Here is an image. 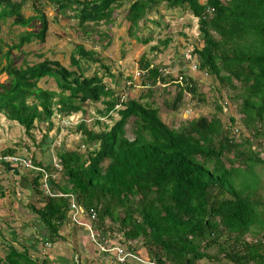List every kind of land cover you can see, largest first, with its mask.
Returning a JSON list of instances; mask_svg holds the SVG:
<instances>
[{"label":"trees","instance_id":"trees-1","mask_svg":"<svg viewBox=\"0 0 264 264\" xmlns=\"http://www.w3.org/2000/svg\"><path fill=\"white\" fill-rule=\"evenodd\" d=\"M28 1L0 0V28L7 19L22 28L39 24L36 31L22 34L19 44L5 54L7 63L1 72L7 81L0 84V116L22 128L38 150L46 144L49 157L45 163L25 141L0 150V179L5 174L8 181L13 178L10 184L16 187L11 192L15 188L30 192L24 207L32 215V222L24 223L19 233L20 249L10 244L0 264H51L48 254L39 259L31 252L52 251V246L66 240L61 232L70 225L71 237L81 240V232L101 264V256L120 263L114 252H100V245L121 247L133 256L123 264H264L260 142L264 140V0H50L60 13L71 14L85 32L91 23H115L110 8L125 3L129 4L125 19L137 32L151 21L149 15L160 3L169 10L186 11L197 21L200 42H192L197 73L192 75L187 63L181 67L182 55H175L176 71L162 77V64L154 66L143 55L139 68L146 89L137 97L129 95L133 74L122 77L118 73L121 84L110 77L109 85L97 73L85 75L83 61L97 62L104 75H110V70L99 53L79 44L69 55L75 70L50 60L16 66L13 49L21 50L32 42L44 44L48 37L44 6L32 5L33 14L25 17ZM153 40L152 34L138 38L145 45ZM170 43L169 38L158 40L150 50L161 52ZM204 74L212 78L213 112L178 126L165 123L157 95L168 92L169 85L178 87L171 101L163 100L174 113L185 105L186 95L207 103L206 93L200 91ZM45 78L53 79L59 91L39 87ZM157 81L164 86H156ZM96 103L103 108L88 122L84 116ZM228 103L239 115L238 126L233 117L226 125L219 116ZM76 113L82 114L74 129L79 143L72 149L62 144L53 150L48 132L59 130L55 120ZM43 125L38 139L35 127ZM25 152L33 169L4 161ZM73 204L82 210V219L90 223L96 241L85 226L71 220ZM7 209L0 206V213ZM1 218L0 214V228ZM29 227L34 235L25 234ZM7 228V233L14 232L15 228ZM76 244L74 259L67 263L94 264V259L82 262L83 245Z\"/></svg>","mask_w":264,"mask_h":264},{"label":"rangeland","instance_id":"rangeland-1","mask_svg":"<svg viewBox=\"0 0 264 264\" xmlns=\"http://www.w3.org/2000/svg\"><path fill=\"white\" fill-rule=\"evenodd\" d=\"M38 1L44 3V11L49 22L48 37L44 44L33 42L28 46L24 45L21 50L13 49L12 58H14V64L16 66H20L24 63L32 65L38 61L47 59L52 61H59L69 70H75V68L69 64V55L74 51V47L77 44H81L85 50L92 49L95 52L99 53L101 58L103 59V64L110 70V75H104V70L100 68L97 62H95L94 64L92 62L83 61L82 63L85 64L83 65V68L84 66H87L85 75L92 76L97 73L98 76H102L104 78V82L108 85L110 84V77L113 81L116 80L121 84L122 80H119L121 76L123 77L129 74H134L135 72L141 70L139 68V60L141 56L144 55L151 61L154 66L162 64L161 70L165 74H167L169 73V68H174L172 66L176 67V64H178L177 57H174L175 55L180 57L181 55H183L186 49H190L192 51V42L196 41L198 45L200 42L198 41L197 37V21L192 18L186 11H182L181 9H167L165 3H160L154 8V10L149 15V19H151V21H147L145 23L146 26L141 30L138 29V32L135 31L134 28H130L129 23L125 19V16L127 14L126 9L129 5L127 3H125L121 8L118 9L113 8L114 6L110 8L113 13V17L116 18L115 23H110L109 25L105 23L94 25L91 23L89 25V28L85 32L82 28L78 27L77 21L71 18V14L60 13L57 9L51 6L49 0ZM199 2L203 3L205 2V0H199ZM24 13L28 16L33 14L32 10L29 9L28 4L25 5ZM38 26L39 24L35 23V25L32 24L30 27L22 28L12 25V20L10 19H7V21L1 24L0 72L7 63L5 54L7 53L9 48L14 46L15 44H19V37L22 34H26L27 32L32 30L36 31L38 29ZM134 32H136V34H134ZM149 34H152V36L154 37V40L152 42L145 45L143 42L138 41V38H141L143 35L146 37ZM184 36H186L187 38H185ZM166 38H169L171 40L169 47L162 49L161 52H152L150 50L151 46L157 44L158 40H163ZM25 52H29V54L26 55ZM40 55L42 57H38ZM118 73H120L121 76H118ZM6 79L7 76L4 73H0V83L5 82ZM135 83L137 87L129 91V95L131 97L139 96V94L146 89L143 86L142 78L136 80ZM202 83L203 84L200 86V91L204 94L206 93L205 95L208 99L207 103H200L198 96L194 99H191V96L189 97L188 95H186L184 97V102L186 103L180 108L179 113L168 111L165 106L166 104H163L164 99H169V101H171L175 97L176 93L178 92V87L176 85L167 86L166 88L168 89V92L157 95L156 101L160 105V115L165 123L170 124L171 122H174L176 126H178L185 120H191L192 118H196L199 116H206L210 112H213L212 100L209 99V95L213 93L212 90L209 89L210 87H212V78L208 76L204 78ZM160 85L161 83L158 82V85L156 86L162 87ZM38 86L56 92L59 91L53 79H43L38 83ZM227 105L228 108L224 113L219 114V116L226 125H229V116L233 117L237 121L235 125L238 126L239 122L237 118L239 115L236 113L230 103H228ZM102 108L103 105L101 103L91 105V107L88 108L87 115H85L84 118L88 122L91 121V116H95V111L97 109L102 110ZM74 118H76L74 121L76 125L80 121L82 116L80 113H78L74 116ZM55 123L59 126L61 124L60 121H55ZM75 125L72 126L68 124V126H71V128H68L66 130H61L60 126L57 132L55 129H52L50 132H48L49 139L52 140L51 147L53 150H56L62 144H64L65 148L72 149L76 146V144L79 143L80 135L74 132ZM38 127H35L34 132L39 139L41 137V134H43L44 125L42 126V128L39 127L38 129ZM232 127H234V125H232ZM128 136L130 137V135ZM20 141L28 142L29 147L36 152L37 157L44 158V162L46 163L49 157L47 153V145L44 144L42 145V147H40V150L42 151L38 150L37 145L33 144L31 140L27 138L22 128L18 127L16 124L9 123L5 119H3L2 116H0V150L5 146L12 147L14 144ZM260 142L263 148L261 151V156H264V140H260ZM18 154L22 157L29 155V153L27 152ZM8 175L11 176L12 174L9 173ZM59 176V173L55 175L56 180L59 179ZM3 177L4 178L0 179V184L2 185L0 194L1 192H3V196L1 197H4L2 202L8 200L10 203H12V201L14 200V195L10 193V190L11 187L14 186V183L9 184L6 182H10L13 178H10V180L8 181L5 179L6 177H8L7 174H5ZM4 185H6L5 187H9V192L3 190ZM16 196L18 197L19 195ZM23 221L25 223L32 222L31 218L28 217L23 218ZM1 222H3V224L1 226L2 229L0 228V259H3L8 253V246L12 243L7 241L8 238L5 239V237L2 236V234L6 233L4 223L6 222L7 224V221L1 220ZM18 222L23 226L22 221ZM19 223H12L15 226L14 228L17 233V240L20 238L19 232L22 228V226L19 227ZM70 226H66V228H64L61 232V234L66 238L64 242L58 244L59 246L63 247L62 251H56L55 249L60 248L57 246V248L53 249L52 251L45 250L44 252L46 253H43L40 249L38 250L39 254H36V252L31 253H33L35 256L37 255L39 259L42 258L44 254H48L50 256L49 258H51V264L72 262L75 256V250L77 249L76 241H80L81 244H83L86 248L83 249V247H81L80 249V253L83 257L82 262L84 263L86 261L85 259H87V262L89 263L94 259V264H101L100 261H98V258L95 256V252L90 247L91 244L87 243V238L84 237L81 232L78 233L79 238H82L81 240H78V237L76 239H73L71 237L72 231ZM26 232H28L29 235L35 234V231H33L32 227L26 228ZM61 254H63L64 257ZM108 259L109 258L106 256H101L102 264L112 263L111 260ZM65 260L67 261L65 262Z\"/></svg>","mask_w":264,"mask_h":264},{"label":"crops","instance_id":"crops-1","mask_svg":"<svg viewBox=\"0 0 264 264\" xmlns=\"http://www.w3.org/2000/svg\"><path fill=\"white\" fill-rule=\"evenodd\" d=\"M181 64L182 63H180L179 65H181ZM0 172H1V170H0ZM6 183H9L10 184V182H6ZM5 186L6 185L3 186V188H4L3 190L6 191V192L7 191L9 192V190H10L9 187H6L5 188ZM10 193L12 194L11 191H10ZM29 193L30 192L27 189L20 190V189L15 188L14 189V192H13V194H14V200L12 201V203H10L8 200H5V201L2 202V200H3L4 197L2 198L0 196V206H3V208L5 206H7V208H8L7 210H4L3 212L0 213L3 216V220H6L7 221V226H9L11 228H14L15 226L12 223L18 224L19 223L18 221H20V222L22 221L23 224H24L25 222L23 221V218H27V217L28 218H31L32 217V215L30 213H28V209L24 207L28 203L27 196H29ZM16 195H19V196L17 197ZM11 206H13L14 208L12 209ZM11 214H14V215H11ZM19 215H21V216H19ZM7 226H5L6 233L2 234V236H4L5 239L8 238L7 239L8 242H11L12 245L15 244L14 246H16V247L19 248V246L17 245V242H18V244H20L19 242L21 241V239L17 240V238L13 237V235L15 234V229H12V230H14V232L11 231V233H7V229H8ZM21 226L22 225L19 223V227H21ZM22 231H23V229L21 228V231L19 233H22ZM25 234L26 235H29L28 232L25 233ZM62 242H64V241H61V242L59 241L58 243H56L55 246H52L53 249L57 248V246H58L60 248H57L55 250L56 251H62L63 247H61V246L58 245L59 243H62ZM82 247H84V245ZM61 255H63V254H61ZM63 257H64V255H63ZM66 261L67 260H65V262ZM63 264H66V263H63Z\"/></svg>","mask_w":264,"mask_h":264},{"label":"built area","instance_id":"built-area-1","mask_svg":"<svg viewBox=\"0 0 264 264\" xmlns=\"http://www.w3.org/2000/svg\"><path fill=\"white\" fill-rule=\"evenodd\" d=\"M184 59H185L186 62H189V66H188V68H189L190 72H191V73H195V72H197V66H196V64L192 61L193 58H192V53H191L190 50H186V51H185V53H184ZM138 75H139V74L136 73V76H138ZM204 75L206 76V74H204ZM180 81H182V78H181V77H179V82H180ZM127 85L130 86L131 83L128 82ZM7 160H11V161H14V162H18V161H19L18 158H7ZM21 162L23 163V165H24L26 168L33 169V165H32V163H31L30 160H21ZM37 170H38V171H41V169H37ZM43 183H44V189L47 190L48 188H47V184H46V182L43 181ZM72 210H73V212H72V215H71V220H72L73 222L78 223L79 225H83V226H85V228H86L87 230H89V232H90V235H89L90 239L93 240V241H96L95 236H94V235L92 234V232H91V226H90V223H89L87 220H86V221H87V222H86V221H84V220L82 219V216H81V214H82V210H81L79 207H77L76 205H74V204L72 205ZM94 217H95V213H91V219H94ZM99 249H100V252H108V253H109V252H114V253H115V256H116V260H117V262L120 263V264H123L128 256L133 257L131 254H129L128 252H126V251H125L123 248H121V247H115V248H112V249H107V248H105L103 245H100V246H99Z\"/></svg>","mask_w":264,"mask_h":264},{"label":"clouds","instance_id":"clouds-1","mask_svg":"<svg viewBox=\"0 0 264 264\" xmlns=\"http://www.w3.org/2000/svg\"><path fill=\"white\" fill-rule=\"evenodd\" d=\"M50 1V0H49ZM43 2V1H42ZM38 3H40V4H42L43 6H44V3H41L40 1H38V0H29L28 2H27V4H28V7L33 11V7H32V5H35V6H37V4ZM58 10V9H57ZM56 10V11H57ZM34 12V11H33ZM62 13V12H61ZM24 15H25V17H28V15H26L25 13H24ZM72 18V17H71ZM26 28V27H25ZM33 31V30H32ZM29 32H31V31H29ZM33 43V42H32ZM35 43V42H34ZM79 45H81V44H79ZM75 50V49H74ZM186 50H190V49H186ZM185 50V51H186ZM185 51H184V53H185ZM191 51V50H190ZM184 53H183V55H182V60H183V63L181 64V67L182 66H184V64L185 63H187V65L189 66V62H186L185 61V59H184ZM191 53H192V51H191ZM192 58H193V56H192ZM40 59V58H39ZM45 60H47V59H45ZM44 61V60H43ZM50 61H52V60H50ZM56 61V60H55ZM193 61V60H192ZM38 62H41V61H38ZM38 62H36V63H38ZM59 62V61H58ZM194 62V61H193ZM35 63V64H36ZM195 63V62H194ZM33 65V64H32ZM64 66V65H63ZM172 67H174V68H169L168 69V71H169V73H167V74H165L162 70H161V74H162V77H166V76H168L169 74H171V73H174L175 71H176V67H177V65H176V67L175 66H172ZM187 68V67H186ZM189 69V68H188ZM174 71V72H173ZM0 73H2V72H0ZM4 73V72H3ZM136 73H138L139 75L138 76H136ZM197 72H195V73H191L192 75H194V74H196ZM5 74V73H4ZM6 75V74H5ZM141 75H144V73H142L141 71H137V72H135L134 74H133V81H134V87H133V89L134 88H136L137 87V85H136V83H135V81L136 80H139V79H141L142 77H141ZM205 76V75H204ZM205 77H207V74H206V76ZM45 79H51V78H45ZM175 79H178V82H179V77H178V75H176L175 76ZM43 80V79H42ZM110 80V79H109ZM6 81H7V79H6ZM5 81V82H6ZM41 81V80H40ZM39 81V82H40ZM158 82H160V81H157V85H158ZM181 82V81H180ZM4 83V82H3ZM161 83V82H160ZM0 84H2V83H0ZM160 86H164L163 84H161ZM45 89V88H44ZM53 91V90H52ZM76 114H78V113H76ZM76 114H72V115H69V116H67V117H64V118H59V119H56L55 121H60V126H61V130L62 129H68V128H71V126H68V124L69 125H72V126H74L75 125V119L76 118H74V116L76 115ZM81 114V113H80ZM82 115V114H81ZM3 117V116H2ZM3 119H5L4 117H3ZM7 121V120H6ZM10 123V122H9ZM13 124H15V123H13ZM79 124V122L75 125V127L77 126ZM17 125V124H16ZM60 126L58 125V127L60 128ZM7 158H18L19 159V161L18 162H20L21 163V165H23V163L21 162V160H30V158H29V156L27 155V156H19V154L18 155H14V157H10V156H8V157H5V159H4V161H6V162H9L10 160H7ZM24 166V165H23ZM25 167V166H24Z\"/></svg>","mask_w":264,"mask_h":264}]
</instances>
